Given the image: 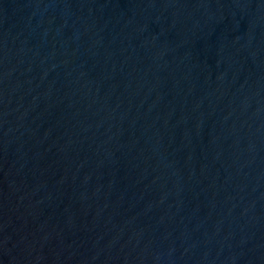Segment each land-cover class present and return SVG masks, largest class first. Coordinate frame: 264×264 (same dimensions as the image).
Listing matches in <instances>:
<instances>
[{
    "label": "water",
    "instance_id": "water-1",
    "mask_svg": "<svg viewBox=\"0 0 264 264\" xmlns=\"http://www.w3.org/2000/svg\"><path fill=\"white\" fill-rule=\"evenodd\" d=\"M214 95L237 264H264V0H213Z\"/></svg>",
    "mask_w": 264,
    "mask_h": 264
}]
</instances>
